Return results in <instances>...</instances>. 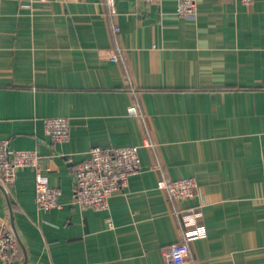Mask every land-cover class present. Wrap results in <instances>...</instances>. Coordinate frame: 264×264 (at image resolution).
Segmentation results:
<instances>
[{"label": "crops", "instance_id": "obj_1", "mask_svg": "<svg viewBox=\"0 0 264 264\" xmlns=\"http://www.w3.org/2000/svg\"><path fill=\"white\" fill-rule=\"evenodd\" d=\"M196 1L188 18L177 0H115L114 13L105 0H0V138L35 148L59 190V206L39 208L29 167L0 187L19 237L9 264H166L188 207L204 233L180 264H264V0ZM50 116L68 118V140L44 133ZM134 144L140 168L106 209L73 201L91 146ZM187 176L198 186L183 200L155 186Z\"/></svg>", "mask_w": 264, "mask_h": 264}, {"label": "built area", "instance_id": "obj_2", "mask_svg": "<svg viewBox=\"0 0 264 264\" xmlns=\"http://www.w3.org/2000/svg\"><path fill=\"white\" fill-rule=\"evenodd\" d=\"M145 4L156 3L160 0H135ZM250 5L254 0H241ZM110 13L115 12V0H105ZM176 14L184 17H194L197 12L196 0H177ZM113 26V31H118ZM116 60V54L109 56ZM127 112L141 117V112L132 104ZM44 133L52 142L66 141L70 135V123L65 116H50L43 119ZM144 144L153 145L145 139ZM99 146L89 148L88 156L81 161L73 173L72 199L81 208L106 209L110 196L127 185L129 175L140 168L138 147ZM19 167H29L34 171L35 202L42 210L59 206V190L49 186L41 174V158L35 148H12L8 140L0 138V187L6 192L7 187L14 181L15 171ZM155 186L171 199L183 200L192 197L197 189L194 176L182 178L157 179ZM179 222L180 238L162 249L163 260L166 264H180L189 255V242L202 235V225L195 223L196 210L188 207ZM19 252L18 234L7 217L0 215V261L9 264Z\"/></svg>", "mask_w": 264, "mask_h": 264}, {"label": "water", "instance_id": "obj_3", "mask_svg": "<svg viewBox=\"0 0 264 264\" xmlns=\"http://www.w3.org/2000/svg\"><path fill=\"white\" fill-rule=\"evenodd\" d=\"M10 223H11V225L13 227L11 215H10ZM18 241H19V237H18Z\"/></svg>", "mask_w": 264, "mask_h": 264}]
</instances>
